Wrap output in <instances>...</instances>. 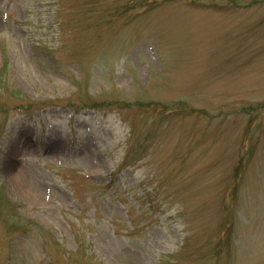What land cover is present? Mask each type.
Wrapping results in <instances>:
<instances>
[{"label": "rangeland", "instance_id": "374dc122", "mask_svg": "<svg viewBox=\"0 0 264 264\" xmlns=\"http://www.w3.org/2000/svg\"><path fill=\"white\" fill-rule=\"evenodd\" d=\"M0 264H264V0H0Z\"/></svg>", "mask_w": 264, "mask_h": 264}, {"label": "trees", "instance_id": "16d2710c", "mask_svg": "<svg viewBox=\"0 0 264 264\" xmlns=\"http://www.w3.org/2000/svg\"><path fill=\"white\" fill-rule=\"evenodd\" d=\"M184 103V102H183ZM186 104V103H185ZM140 105H143L144 107H146V106H151V105H153L154 106V108L156 107V106H159V104H157V103H149V104H145V103H141ZM169 107V105H167V107L166 108H168ZM8 213L9 214H12V213H15L14 212V210H13V208H10V209H8ZM143 216H144V214H142ZM159 219V218H158ZM15 225H16V228L19 230V229H23V230H25V231H30V230H32V228L34 227V226H36V224L35 223H33V222H23V224L24 225H18V224H16V222L14 223ZM40 232H42V231H40Z\"/></svg>", "mask_w": 264, "mask_h": 264}]
</instances>
